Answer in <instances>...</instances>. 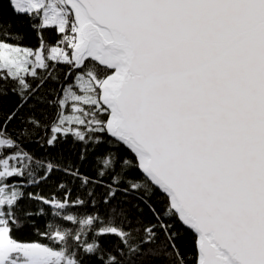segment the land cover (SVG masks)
<instances>
[{"label":"snow or ice","instance_id":"snow-or-ice-1","mask_svg":"<svg viewBox=\"0 0 264 264\" xmlns=\"http://www.w3.org/2000/svg\"><path fill=\"white\" fill-rule=\"evenodd\" d=\"M7 6L0 264H264V0Z\"/></svg>","mask_w":264,"mask_h":264},{"label":"trees","instance_id":"trees-1","mask_svg":"<svg viewBox=\"0 0 264 264\" xmlns=\"http://www.w3.org/2000/svg\"><path fill=\"white\" fill-rule=\"evenodd\" d=\"M0 13H3L6 22L12 25L11 31L13 34H19L18 42L22 46L35 47L37 40L34 33L31 31L28 23L25 20L17 19L11 11L8 9L7 0H0ZM12 103V99L6 98L4 100L5 107ZM35 207V206H33ZM13 238L22 243L40 242L47 243L42 237H39L36 230L31 231L25 230L23 232H14Z\"/></svg>","mask_w":264,"mask_h":264},{"label":"rangeland","instance_id":"rangeland-1","mask_svg":"<svg viewBox=\"0 0 264 264\" xmlns=\"http://www.w3.org/2000/svg\"><path fill=\"white\" fill-rule=\"evenodd\" d=\"M25 47H28V46H25Z\"/></svg>","mask_w":264,"mask_h":264}]
</instances>
